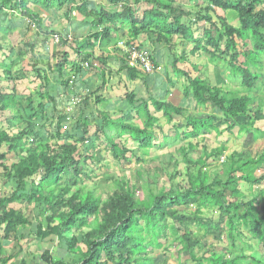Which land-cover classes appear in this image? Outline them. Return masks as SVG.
<instances>
[{"label": "trees", "instance_id": "trees-1", "mask_svg": "<svg viewBox=\"0 0 264 264\" xmlns=\"http://www.w3.org/2000/svg\"><path fill=\"white\" fill-rule=\"evenodd\" d=\"M40 8L62 11L68 22L81 18L90 31L80 41L75 34L70 40L67 32L60 36L57 45L69 47L76 60H71L65 51L53 49L47 58L43 57L46 67L32 65L42 83L36 92L38 100L29 95L21 104L13 85L10 93L0 87V112H9V120L25 121L15 134L0 129V149L6 146L0 152V180L12 185L0 195V264H66L65 254L78 256L72 264H155V249L168 250L160 237L176 242V254H184L192 264H262L246 247L250 246L249 241L264 250V197L257 209L256 192L245 200L239 183L252 190L255 185L264 189V148L256 157L244 149L253 137L264 132L257 126L264 119V99L257 96L263 93L257 84L264 76V0H0L1 21L8 31L19 28L18 35L27 37L19 45L0 39V76L7 82L28 75L17 68L19 60L36 49L42 51L48 38L55 34L43 27ZM142 34H153L155 41L165 46H172L174 37L183 40V44L191 43V49L185 52L183 48L168 65L177 75L186 77L184 100L191 101L194 107L211 105L215 114L198 113L185 118L193 138L202 139L200 154L195 153L199 145L180 149L174 157L162 160L161 167H155L153 181V169L147 164L144 177L140 175L134 182L132 177L111 176L113 189L103 197L96 191V184L84 183L90 178L93 182L96 169L108 166L106 161L102 164L104 157L100 152L107 151L117 166H130L126 156L133 151L124 147L123 136H129L138 144V150L148 153L162 149L160 145L166 142L168 131L156 125L157 119L150 115L147 103L135 100L132 93L126 98L135 115L144 117L142 128L104 118L100 126L94 124L92 131L89 118L93 114L88 115L86 110L88 100L94 96L88 95L80 103L75 120L65 123V115L57 108L62 102L66 106L71 103L64 96L68 84L72 93L78 80L61 79L54 88L46 72L62 75L68 66L70 76H76L84 62L103 72L98 67L100 62L103 64L102 53L96 55L95 47L122 41L126 47L141 48L137 39ZM148 52L157 63L154 54ZM189 55L228 68L230 80L223 85L211 83L203 76L205 70L192 63L193 72L188 70L191 77L176 65ZM119 58L129 80L142 76L127 66L123 54ZM93 61L99 63L95 66ZM230 82L239 84L237 90L230 89ZM55 89L58 91L54 93ZM251 92L255 95H249ZM153 107L162 114L166 125L174 115L185 111L184 107L161 101L153 103ZM220 128L227 133L233 130L246 139L234 147L235 151L228 152L219 165L226 147L212 145L207 138ZM154 129L160 143H155ZM98 142L105 145L98 147ZM8 152L13 153L14 161L5 165ZM160 171L163 176L157 188ZM258 171L263 173L256 174ZM21 203L26 206H14ZM190 206L194 211L189 214ZM204 209L214 210L217 221L205 218ZM201 230L217 242L225 237L228 251L205 250L197 256L196 247L204 244L202 238L207 237L198 236ZM25 239L27 243L35 240L37 253L22 249L20 242ZM12 241L17 250L7 252L4 243ZM53 241L52 251L43 249L44 242ZM27 254L31 255L28 261Z\"/></svg>", "mask_w": 264, "mask_h": 264}, {"label": "crops", "instance_id": "crops-1", "mask_svg": "<svg viewBox=\"0 0 264 264\" xmlns=\"http://www.w3.org/2000/svg\"><path fill=\"white\" fill-rule=\"evenodd\" d=\"M41 10L43 9H38V12L39 15L43 17V15L41 14ZM43 12H54V14L56 13V11L53 10H43ZM1 24L6 25L5 22L0 23V25ZM89 31V27H87L86 24L82 23L81 18L74 17L71 19V21H67V24L64 25L60 33L54 32V35L59 36V39L57 41H54V35L53 37L50 36L45 47L43 48L47 53L50 52L49 54H51L53 49H55V51H65L69 54L71 60H76V55L71 52L72 50H70L69 47H66L65 45H57L58 41L61 38L60 36L64 35L67 32V38L69 40L72 39L73 34H75V38L80 41L81 39L86 37ZM0 33H5L6 35L17 33L15 35H18L19 28H16L13 32L10 33L6 25V27L0 28ZM10 40L11 39H9L8 42H10ZM137 40L140 43L139 46L154 54V57L157 60V63H154L155 70L150 75H145L144 73L139 72L142 75V78L138 77L131 80L127 78V75H125L124 72V66H121L122 64L119 58V56H121L122 54L121 49L117 46L119 42L116 44L109 43L103 45L101 43L99 47L94 48L95 52L97 53L96 55L102 53L103 64L102 62L99 63L97 61H93L92 64L96 62V64L99 63L98 67L100 66L101 69H103V72L102 70H93L88 65H84L76 73V76H70L71 74L69 73L71 72L68 66H65V68L62 70V75L52 72L48 73V71L46 72V75L48 78H50V81L53 77L57 79L55 85H57L61 81V79L63 80L69 77L71 80L75 78L78 80V82L76 83L77 85L75 86L74 91L72 93V86L68 84L69 89L66 90L64 96L66 99H69L71 103L66 106L62 102L59 108H57V111L59 113L65 115V123H70L75 120L76 113H78V109L80 107V103L87 97V95L88 97H97L96 100L94 99V97L90 99L88 98L89 105L87 110L85 109L86 111H89L88 115L90 113L93 114V116L89 118V121L93 123L91 124L92 131L95 130L94 124L96 126H100L101 119L104 118L110 120H121L125 123H131L132 125L142 128L144 125V117L141 115H135V110L128 103L126 95L132 93L135 95V100L143 99L147 103L150 115L156 117L157 119L156 125L158 127H164L163 129L168 132L166 135V142L160 145L162 149L156 151L149 150L148 153H143L141 150H138V144L132 141L129 136H123L122 142L124 147L129 148L133 152L132 154L129 153L126 156L128 161L131 163L130 168L129 165H124L122 169L123 172L121 174L122 176H124V178L135 177L138 179L140 175L142 176V178L144 177V172L147 169L146 164H150L153 168L152 172H154L156 168L153 164H151V161L154 160L152 163L160 162L162 160L161 158H163V160H166L168 157H174L180 151V149L186 148L190 145H199V147L195 149V153L200 154L202 139L198 137L193 138L194 136L193 132L191 131V127L187 126V121L185 120V118L188 115H195L198 113H205L209 115L215 114V111L211 105H198L194 107L192 106V103H190L191 101H188L186 99L184 100L182 92L186 77H183V75H177L172 70V68L169 67L170 65H168V62L179 57V53L183 50V48L185 52L191 49V43L183 44V40L174 37L172 46H165L163 42L157 43L153 34H142ZM39 55L40 60L44 61V67H46V60L43 59L45 55H43V53H40ZM25 57H27V55ZM47 57L48 54H46L45 58ZM91 59L92 58H90V60ZM191 63L196 65L197 69L201 70L203 68L205 70V74H203L204 77H206V74H213L215 78V75L219 74V71L225 72L221 64H211L207 58H200L194 56L192 57L190 55L186 58L185 61L177 63L176 65L178 66V68L187 70L189 75H191L188 71L189 69L192 71ZM84 64L86 63L84 62ZM200 65H202V67H200ZM228 80H230L229 71L227 81ZM223 84H225V82L220 83L218 85ZM227 85L231 87L230 89L237 90L236 88H238L239 84L237 82H230ZM257 86L261 87V85L258 84ZM60 91H62L61 85ZM77 92H81L80 95H77ZM242 93L246 94L244 90ZM249 95L252 96L255 94L251 92ZM60 97L63 98V96ZM157 101H161L162 103L168 102L174 106L184 107L185 111L182 113V115L179 116L173 114L174 116L171 122L174 124L172 125V123L170 122L171 124L169 123L166 125V121L164 118H162V114H160V112H157L153 107V103H156ZM154 131L157 136L155 143H160L158 132L155 129ZM231 133L233 134L234 131L232 130ZM231 133H227L223 128H220L217 130V132H213L207 138V141L213 142L212 145L224 144L226 147V151L221 155L220 160L217 162L218 164L223 161V157L226 156L227 151L233 148L227 146V144L230 145L228 139L232 136ZM99 143L100 142L96 144L98 145V147H103L105 145L104 142L101 145ZM100 154L102 157H104V161H106L110 165H112L111 163H117L116 160L112 159L111 155L107 151L102 150ZM152 154H155V156L152 157ZM107 156H109L110 159H107ZM138 159H141V161H139ZM142 160H144V162H142ZM108 161H111V163ZM133 166H135L136 169L133 170ZM107 170L109 172L113 169L109 170L108 168ZM162 173L163 172L160 171V175ZM23 242H27V240H22L20 244L22 245ZM31 242L32 243L28 242L27 245L33 244V246L36 248L37 243H35V240ZM80 247L82 250H84L83 245H80ZM77 258L78 256H74L72 254H65L63 261L66 264H72V261L76 260Z\"/></svg>", "mask_w": 264, "mask_h": 264}, {"label": "rangeland", "instance_id": "rangeland-1", "mask_svg": "<svg viewBox=\"0 0 264 264\" xmlns=\"http://www.w3.org/2000/svg\"><path fill=\"white\" fill-rule=\"evenodd\" d=\"M41 11H42L41 14L43 15V17L42 16H40V17L42 19L43 27H49L47 29L53 30L56 33L57 32L60 33V31L62 30L64 25L67 24L66 19H64L62 17V11L59 13L56 12L55 14H54V12L44 13L43 10H41ZM223 14L226 15L227 13L224 12ZM0 21H1V17H0ZM0 23H4V21H1ZM4 27H6L5 24L0 25V28H4ZM15 34H17V33H13L11 35L10 34L6 35L5 33H2V34L0 33V39H3V40L11 39L10 40L11 43H14L15 45L21 44L20 43L21 41H24V40L26 41L27 37L23 38L21 35H15ZM40 53H43V55H45V57H46V54H48V56H49L50 52L47 53L44 48L40 52H39V50L36 49V51H34V53H30L29 55H27V57L21 58L19 60L17 68L23 69L25 72H28V75H26V76L24 75V78L19 79V77H18L17 80L10 83V82H7V80H5V77H3L2 75L0 76V87H1V89H3V92L10 93L11 92L10 87L13 85L16 89L17 95L19 94L18 99L21 101V104H24V100H23L24 97H27L29 95H31V97L34 100H38V96L36 95V92L40 89V86L42 83H41L40 78L38 76H36L34 74V72L32 71V65L35 64V65H37L38 68H42V69L44 68V62H43V60H40V55H39ZM2 59H3V56L0 57V60H2ZM263 61H264V59H263ZM263 67H264V65H263ZM224 70H225V72L219 71V74H217V72H216L217 75H215V78H214L213 74H208V75L206 74V77L212 83L220 84L223 82H227L229 69L224 68ZM29 72L31 74H29ZM56 82H57V79L55 77L51 78L50 86L53 85L55 88ZM263 84H264V76L258 80V85L262 86V92L263 93H259V94L256 93L257 96H262L264 99ZM242 90H244V89H242ZM56 91H58V90L55 89L54 93ZM262 114L264 116V107L262 108ZM8 117H9V112H3V113L0 112V129L10 131V134H15L16 132L19 131L18 130L19 128L25 126V121H22L21 119L9 120V119H7ZM257 126L262 128L261 130L264 131V119L262 121L257 122ZM244 139H246L245 136L239 135V134L234 132L232 134V136L229 137V139H228L230 145L227 144L228 147H233V148L228 150L227 153L230 151L231 152L235 151L234 147L239 146L243 142ZM49 142L52 143V141H49ZM246 146H244V149L247 150L246 151L247 153L251 152L252 154H255V157L258 156L260 154V152L262 151V149L264 148V132L253 137L251 139V141L249 142L247 148H246ZM241 147L243 148V145ZM5 150H6V146H3L0 149V152H4ZM153 156H155V154H152V157ZM107 159H110V157L107 156ZM161 159L163 160V158H161ZM162 160L160 162H154L151 164H153L156 168L157 167L159 168V167H161ZM13 161H14L13 153L8 152L6 154V158L4 159V164L9 165ZM108 162L111 163V161H108ZM103 163H105V161H103L102 164ZM111 164L112 165L107 163V165H108L107 167L109 168V170L113 169L112 171L108 172L107 167L98 168L94 172L95 178L92 179L93 182L91 181V178L89 181L88 180L84 181V183L88 186H92V184H96L95 185L96 191L100 192L101 195H103V197H106L107 195H109L113 189L112 188L113 187L112 178H109V177H111V176L116 177L118 174L122 175L121 173L123 172V170H122L123 167L115 165L117 163H111ZM134 165H138V164H134ZM219 165H220V163H219ZM147 166H149L148 168L153 169L150 164H147ZM129 168H130V166H129ZM134 169H136L135 166H133V170ZM183 169H184V166L181 165L180 166L181 172L183 171ZM221 171H222V169H221ZM221 171H219V173H221ZM0 172H1V169H0ZM262 173H263L262 171H258L256 174H262ZM102 174H104V175L102 176ZM154 176H155V172L153 173V175L150 176V181H153ZM160 176H163V173L160 175V172H159L158 178H156L157 188H158V186H161L160 181L162 180V178H160ZM134 179H137V178L132 177L131 181L134 182L135 181ZM175 180L177 181L178 177H176ZM10 185L7 186V184L3 183V180H0V195L7 192L9 190L8 187H10ZM11 187H12V185H11ZM239 188H240L245 200H249L250 195L252 193L256 192L257 200H256L255 205H256V208L259 209L258 205L263 200L264 189L263 188L260 189V186L255 185V189L252 190L251 188H249V185H245V183H243V182L239 183ZM14 206L23 208L26 206V204L21 203V204H15ZM29 208L34 210L32 205H29ZM32 210H30V212H32ZM193 211H194V207L190 206V208H188V210H187V213L190 214ZM216 215H217V213L214 212V210H206V209L203 210V216L205 218H209V219H212L214 221H217ZM193 230L195 231L194 228H193ZM167 233H168V237L170 238L169 240H171L172 238H171L169 232H167ZM195 234H198V231H196ZM199 235H206L207 237L202 238L204 244H200L199 246L196 247L197 256H201V254L205 250H211V251L212 250H217V251L225 250V252L228 251L227 250L228 247H227L226 242H225V237L223 240H219L220 242H217L211 237L210 234H208L207 232H204L202 230L199 231L198 236ZM160 238L163 241L164 247H167L168 250L163 251L162 248L155 249L154 254H153L155 264H162V263H164V264H192L190 261L186 260V256L184 254L179 255V252L176 254L177 250L179 249V246L177 245L176 242L171 243L170 241L164 240V237H160ZM251 243L253 244V247H255V248H253L252 244H250V242L247 241V244L250 245L252 248L250 246H247L246 250L248 252L250 250H252L251 251L252 257L254 256L255 259H259L260 261L263 262L262 264H264V250H261L254 242H251ZM4 244H5L4 245L5 250L7 252L12 251V250H17V246L14 242H7ZM42 245H43V248L46 250L52 251L54 249L53 248L54 247V241H53V243L44 242V244H42ZM21 247L24 250L31 249L30 251L37 253L36 248L33 245H31V246L27 245V242H23ZM232 254H234V252ZM25 257L28 261L31 258V255L27 254Z\"/></svg>", "mask_w": 264, "mask_h": 264}, {"label": "built area", "instance_id": "built-area-1", "mask_svg": "<svg viewBox=\"0 0 264 264\" xmlns=\"http://www.w3.org/2000/svg\"><path fill=\"white\" fill-rule=\"evenodd\" d=\"M54 41L58 40V36L54 35ZM117 46L121 49L124 56L125 63L131 69H135L138 72L144 73L145 75H150L154 72L155 66L150 53L142 48H137L135 46L126 47L124 42H119ZM87 66V64H84ZM93 65L96 66V63Z\"/></svg>", "mask_w": 264, "mask_h": 264}]
</instances>
